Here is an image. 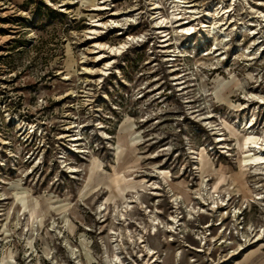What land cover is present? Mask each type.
Wrapping results in <instances>:
<instances>
[{
	"label": "rangeland",
	"instance_id": "1",
	"mask_svg": "<svg viewBox=\"0 0 264 264\" xmlns=\"http://www.w3.org/2000/svg\"><path fill=\"white\" fill-rule=\"evenodd\" d=\"M185 1L0 0V264H264V0Z\"/></svg>",
	"mask_w": 264,
	"mask_h": 264
},
{
	"label": "bare ground",
	"instance_id": "2",
	"mask_svg": "<svg viewBox=\"0 0 264 264\" xmlns=\"http://www.w3.org/2000/svg\"><path fill=\"white\" fill-rule=\"evenodd\" d=\"M179 2H182V3H185L184 4V6H185V8L187 7V8H190V7H193V6H195V5H189V4H186L188 1H185V0H178ZM190 3V2H189ZM181 5V4H180ZM156 8H158V7H156ZM155 9V8H154ZM178 9H180L179 7H178ZM189 10V9H188ZM223 10H224V8H223ZM196 11V10H195ZM195 11H193V10H191L190 9V11H186V12H195ZM181 12V11H180ZM179 12V13H180ZM183 12V11H182ZM226 12V11H225ZM160 13V12H159ZM178 13V14H179ZM210 14H211V12H209ZM161 14V13H160ZM159 14V15H160ZM181 14V13H180ZM186 14V13H185ZM214 15V14H213ZM181 16V15H180ZM196 15H194V13H193V15H192V18H190L191 20H188V22H181L180 23V25H179V27L180 28H182V31L185 33V35L186 34H189L190 32H191V30H192V28H193V26H191L192 25V21H194V20H196L197 19V17H195ZM179 17V16H178ZM182 17V16H181ZM190 17V16H189ZM194 17V18H193ZM188 17H186V19H187ZM213 18V17H212ZM178 20V19H177ZM180 20H182V18L180 19ZM179 20V21H180ZM184 20V19H183ZM185 21V20H184ZM169 23V22H168ZM179 23V22H178ZM163 25V24H162ZM164 26H168V24L167 25H164ZM206 27L207 26H209V25H205ZM178 27V28H179ZM160 29L161 28H163V26H160L159 27ZM171 40V38H169V39H165L164 41L165 42H168L167 44L169 45V44H171V42H169ZM100 47H103L101 50H104V47L106 48L107 46H106V44L103 46L102 44H100L99 45ZM121 48H123L122 46L121 47H112V46H109V49H111V51H112V54H117L119 51H121ZM103 58H105V56H103V57H101L100 58V60H103ZM261 146V145H260ZM263 146V145H262ZM264 158V157H263ZM260 163H262V162H258L257 164H260ZM246 165V164H245ZM242 171V170H241ZM247 175V174H246ZM245 180V179H244ZM244 187H245V189H248V186L247 185H244ZM212 196H210V198H211ZM214 198V197H213ZM208 201V200H207ZM216 207V206H215ZM210 210H213L212 208H210ZM209 215H211V213L209 214Z\"/></svg>",
	"mask_w": 264,
	"mask_h": 264
}]
</instances>
